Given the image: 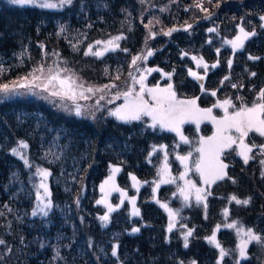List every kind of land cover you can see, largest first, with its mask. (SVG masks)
<instances>
[{
    "label": "trees",
    "instance_id": "trees-1",
    "mask_svg": "<svg viewBox=\"0 0 264 264\" xmlns=\"http://www.w3.org/2000/svg\"><path fill=\"white\" fill-rule=\"evenodd\" d=\"M166 1L168 0H143V2L141 0H108L110 12H107L104 18L110 20L112 16L122 15V11H125L130 3L133 4L135 19L139 20L141 12L148 6ZM180 1L191 2V0ZM218 1L215 0L217 6L209 10L211 15L207 19H205L207 14L198 12L196 8L185 12L181 9V2L177 4L178 10L172 14L176 19L171 20V23L183 24V26L191 24L192 27L185 30L181 26L171 36H159L149 42V50L153 51V55L145 61L148 66L162 71L149 73L146 76L148 83H154L157 78H160L159 75L172 73L171 78L165 75L163 78L171 81L173 89L194 94L202 107L214 105L220 99L233 96V93H244L243 97L258 96L260 90L264 89V36L257 33L249 37L244 47L235 51L231 45L225 43L232 35L236 37L239 34L238 25L241 26L245 21L244 18L256 13H264V0H231L223 3L221 0ZM79 2L80 0H73L71 5H65L62 8H39L12 5L8 0H0V51L13 50L26 40H31L33 58L50 59L54 63H60L63 68L71 69L88 79L100 82L102 78L98 72L99 66L85 63L81 65L71 60L72 54L66 44L52 31L54 14L62 10L75 9L79 6ZM169 3L173 4V0ZM150 14L149 12V16ZM70 18L73 20L74 15ZM146 18L147 15H143L140 22H144ZM210 28L216 31L209 32ZM261 29V32L264 31V28ZM145 44L144 32L139 30L135 34L133 51L142 49L146 46ZM217 49L220 50L219 53ZM193 56L203 57V61L209 65L207 75L202 66L197 67V62L192 59ZM250 57L259 59H250ZM229 60L232 61L231 67L228 65ZM32 61L34 62V59ZM217 61H219L217 67L212 68L211 65ZM189 69L197 74H204L205 91L201 90V81L189 75ZM240 73L242 75L239 79ZM252 73L256 75L253 76ZM225 76L228 77L227 80H224ZM212 79H214L213 83ZM229 82H233L236 87L227 86ZM212 91L216 92L215 96L211 95ZM12 106L26 110L39 109L50 122L80 130L89 140L91 148L95 150L104 139H111L119 133H129L133 137L136 148L140 150L136 157L131 156L136 163L135 168L138 167L135 177L141 183L136 192L139 199L135 200V206L140 214L133 215V208L124 201L119 208L109 214L113 218L105 224L99 217L106 211L94 202H84V206L81 204L72 217L68 218L73 224V232H76L80 239L81 247L62 249L61 256L54 260L51 248L47 247L44 251L38 249L39 239L44 231L42 225L44 218L29 215L27 217L31 221L30 226L13 220L9 228L0 220V239L5 241L4 244H0V264H120L118 261L128 262V264H181V262L191 264L192 261L196 264H218L219 249L205 239L213 233L217 225H221L217 231V241L228 252L220 264H236L237 260L240 264H262L264 244L255 241L249 243L246 249L247 258L242 259L239 256V242L246 237L243 233L237 235L235 229L224 227L225 224L235 221L238 227H243L245 231L251 228L255 234L264 238V176H261L264 165L260 163L263 160L260 155L252 156L254 158L245 164L234 146L232 149H227L225 153L231 152V154L224 155L222 158L229 165L226 171L232 179L225 178L211 186L212 195L208 196L205 209L203 203L196 202L194 194L190 197L188 204H185L177 191V186L184 184V180L181 181L179 176L185 171V165L183 168L181 161L177 159L180 154L177 153H182L181 156L192 153L188 160L190 171L186 178L194 181L197 186L201 185L194 167V162L199 155L195 149L199 147L200 137L194 123L183 126V134L188 137L189 143H184L175 134L172 136L171 132L165 131L163 139L159 137L149 146V124L145 121H120L108 113L95 115L94 119L91 115L77 117L74 111H66L63 114L49 102H41L35 98L4 101L0 104V112ZM204 125L206 128L202 131L203 134L210 127L209 123L204 122L200 124L199 129H204ZM143 128L145 129L141 133ZM153 129L157 130L160 127L157 125ZM18 143L19 140L12 143L14 147H10L15 148ZM155 144H157L156 150L153 155H150L149 149H153ZM161 146L165 147L161 148ZM155 155L157 156L154 162L156 163L154 171L156 181L160 179L157 173L162 168L163 162H167L169 171L173 177H176V181L161 184L158 193L154 195L155 201H151L149 187L154 181L149 179V160L155 158ZM230 155L234 157L232 160ZM97 157L99 156L96 153ZM8 158L18 161L19 167L25 173L24 176L27 174L23 160L12 152ZM101 160L105 158L101 157ZM6 161L0 163L2 180L7 179ZM99 164L93 169L94 171L90 170V173L94 172L91 180L94 184H98L106 174H102L103 163ZM174 192L177 193L175 196H173ZM232 195L241 200L251 198L250 203L242 205L236 204L235 201L230 202ZM5 198L6 195L0 192V201ZM157 200L168 203L173 209H180L176 218L177 227H174L171 232L167 230L165 224L168 213L156 202ZM225 208L228 209L227 217L224 215ZM61 222V219L52 217L49 225L53 228ZM182 225L185 227H181ZM112 227L120 230V236L116 239H112L107 232ZM133 228H139V231L134 233ZM3 229H6V233ZM187 229H194V232L189 237L188 247L185 248L183 232ZM10 230L11 232H8ZM99 244L111 245L109 251L104 255L101 254L98 250ZM114 246L117 250L116 256L112 255L111 248ZM126 254L129 255L128 258H123ZM105 255L107 256L104 257Z\"/></svg>",
    "mask_w": 264,
    "mask_h": 264
},
{
    "label": "rangeland",
    "instance_id": "rangeland-1",
    "mask_svg": "<svg viewBox=\"0 0 264 264\" xmlns=\"http://www.w3.org/2000/svg\"><path fill=\"white\" fill-rule=\"evenodd\" d=\"M170 1L171 0H168L164 3L158 2L157 4L153 3L148 6L145 11L140 14L141 18L143 15H147L144 22H140L141 18L139 20L135 19L136 15L132 8L133 4L130 3L128 8L125 11H122V15L117 17L112 16L110 20L105 19V14L110 12L108 0H80L78 4L79 6L75 9L73 8L72 10L65 11L62 10L60 13L54 14L52 31L56 34L57 38H61L62 42L66 44V47L72 54L70 59L77 61L78 64L81 65L85 63L95 66V64H97L99 66L98 72L101 75L102 80L97 82L96 80L88 79L82 76L76 71L71 69L69 70L79 77L86 86L92 85L95 87H101L103 85H116V87L106 89L104 92H97L87 101L79 100L78 103L87 106L84 109L85 112L94 111L95 115L104 113L109 114L111 110H114L116 107L125 103V99L122 95L119 99H114V97L118 93L128 91L129 87L133 86L129 73L131 72L132 75L136 76L138 79L145 69L152 68L148 66L145 60H140L136 66H133V56L146 54L147 51H149V42L159 36H165L163 32L172 28L180 29L181 26H183V24L180 25L171 23V20L176 19L172 16V14H175L176 10H178L177 4L181 2V9L185 12L191 11L192 8H196L198 12L207 14L206 12L201 11L200 8L194 6L196 0H191V2L173 0V4L169 3ZM230 1L231 0H221V3ZM52 2L58 3V0H52ZM174 6H176V8ZM216 6L215 0H202V7L207 9L208 13H210V9H213ZM57 8L62 7L58 6ZM149 12L151 13L150 16ZM71 15H74L73 20L70 18ZM250 16L248 18H244L245 21L242 22L241 26H243L248 32H255V34L259 33L264 36V31L261 32V28H264V20L260 19L261 16H264V13H256ZM150 21L152 22L150 25L151 33H156L154 36L151 35L149 27H145V25H149ZM61 28H63V31H61ZM139 30L144 32L146 46L134 52L135 34L139 32ZM118 35H123L125 37V39L120 40L119 45L120 49H128L127 52L117 49L116 51L105 53L102 57L84 55L90 44L93 45V51H95L97 47H103V45L97 46L95 44L97 40L107 41L111 37ZM234 38L235 36L232 35L228 38V40H232ZM156 43L158 42L156 41ZM73 45H75V47H73ZM21 53L25 54L21 55ZM33 56L34 52L31 40H26L13 50L7 52L0 51V66L5 69V71L0 74V84L10 83L11 81L17 80L19 77L26 76L34 68L41 64L45 68V74H47L49 66L55 67L56 64H59L61 67L60 63H54L50 59H35ZM33 59L34 62L32 61ZM137 68L139 70H137ZM148 74H146V76ZM117 75L119 76V79H116ZM198 75L204 76V74L201 73ZM241 75L242 73H240L239 79ZM159 76L160 78H157L154 83H148L146 78V85L148 87H155L159 85L163 88L167 87V85L171 83L170 80L168 81V79L163 78L165 77L164 75ZM160 81L162 82L160 83ZM213 81L214 79H212V83ZM232 84L233 82H229L226 85L230 87ZM135 90L136 92L139 91L138 84L135 85ZM173 90L176 92L178 99L196 98L192 93L177 91L175 89ZM36 91L39 92L40 90L37 89ZM101 95L104 96V99L100 100L99 108L96 110V101ZM244 95V93H233V96L228 98L225 97L219 101L231 99L236 108H239L241 106V100L238 99V97L242 98L243 102L249 107L252 105L253 101L257 99L256 95L243 97ZM45 96H48V93L45 92L42 95H34L32 93L11 95L3 100H0V104L4 101H13L18 98H35L41 102H49L57 109L58 112H62L63 114L67 110L60 106L62 103L68 104L69 107H74L71 101H61L59 97H49L48 99H45ZM145 98H148L147 94H145ZM109 100L112 102L109 103ZM197 104L199 105L198 101ZM212 106L213 105H210L209 107ZM199 107L209 108L202 107L200 105ZM234 110L235 109L233 108H229L230 112ZM223 114V109L217 108L216 110V108H213L214 116L219 118L223 116ZM140 121H145L146 124H149V146L151 143L156 141L157 138L161 137L159 139H163L164 137L162 136L165 131L171 132L161 128L157 130L153 129L150 117L144 116L140 119ZM204 122L209 123L210 127L206 130V133L203 134L202 131H205L206 128L204 125V129L198 130V135H200V137L213 135L216 130L215 125L210 120L202 121L201 125ZM144 129L145 128L141 130V133ZM171 133L172 136L175 134L179 137L175 132ZM233 135H236V133L233 132ZM172 136H170V138ZM132 139L133 137L129 133H119L111 137V139H104L103 143L97 146V150H95V148H91L89 140L85 135H82L80 130L72 127L69 128L63 124H54L50 122L47 116L39 109L26 110L13 106L3 109V111L0 112V163H4V161L7 160L5 162L7 165V179L2 180L0 178V192H3L6 195V198L3 201H0V213H3L0 215V220L7 228L12 225L13 220H16L15 222H19L20 224L31 225V221L27 216L32 215V211L37 205L36 194L37 187L40 182V177L35 175L36 169L38 167L48 169L51 175L48 177L47 183L49 185L51 193L50 199L52 200L53 207L49 211V215L47 217L40 214L36 215L38 218H44L42 220L44 231L39 239L38 249L39 251H44L47 247L51 248L54 260L55 258H59L61 256L62 249H69L72 247L80 248V239L78 238L76 232H73V224L68 219L72 217L74 211L77 210L81 204L84 206V202H94L97 204L96 201L105 197V193H107L106 199L108 203L112 204L114 207L116 205H119L120 207L122 204L121 192L111 191V185L105 186V192L101 191L100 186L111 174L112 166H117L121 169L115 175V184L119 189L126 193L123 197V202H127L129 207L133 208L131 198L135 197V200L136 198L139 199L136 194L138 188L133 186L131 176L136 175V169L138 168H135L136 163L132 160V158L136 157L140 153V150L139 148H136ZM14 140L25 141L28 144V148L24 149V151L31 167L24 165V168H27V174L25 176V173L19 167V162L8 158L9 155L11 156V150L13 149L12 147H14L12 143L15 142ZM245 143L250 146L252 144L264 145V138L258 133L252 132L245 138ZM156 146L157 144H155V147ZM233 146L236 148V152L238 153L239 149L237 146ZM96 153L99 156L97 158ZM153 153V149L150 148L149 154L153 155ZM177 154H180L181 156L182 153ZM228 154H231V152L225 153V156ZM250 155H260L264 160V154H261L258 148H253ZM131 156L133 157L131 158ZM101 157H104L105 160H101ZM156 158L157 156L155 155V158L151 161L149 160V179L154 182L157 180L154 173L156 168V163L154 162ZM232 158L234 157L230 155V160H232ZM99 163H103L102 174H106L102 177V180L98 184H94L91 182L94 172L90 173V170L94 171L93 169L97 168V166L100 165ZM224 163L226 162L224 161ZM164 164L165 162H163L162 167ZM182 166L184 168L183 163ZM197 176L201 182V185L197 187L205 188L207 185L203 184V181L198 173ZM158 178L160 177L158 176ZM154 187L155 183L149 187V189H151V193H149V200L151 201H155L154 195L158 193L160 188L159 186L154 194ZM42 191L43 190H41V193ZM138 194L140 195V192ZM77 200L79 201L78 203ZM97 205L107 212L105 204ZM52 217L61 219L62 222L51 228L52 226L49 225V222ZM112 218L113 216H110L109 221ZM168 223L169 217L167 215L165 223L167 229ZM175 224V227H177V221H175ZM3 230L4 233H6V229ZM8 232H11V230ZM107 232L110 233V237L112 239H116L120 236V230L118 228L112 227ZM216 235H218L217 232ZM110 246L111 245L109 244H99L98 250L104 255L109 251ZM111 250H113V248H111ZM57 253H59V255H57ZM106 256L107 255L104 257ZM128 256L129 255L126 254L123 258H128ZM218 258L220 259L219 256ZM118 263L128 264V262L123 261H118ZM262 264H264V259Z\"/></svg>",
    "mask_w": 264,
    "mask_h": 264
},
{
    "label": "snow or ice",
    "instance_id": "snow-or-ice-1",
    "mask_svg": "<svg viewBox=\"0 0 264 264\" xmlns=\"http://www.w3.org/2000/svg\"><path fill=\"white\" fill-rule=\"evenodd\" d=\"M8 2L12 5L19 6H34L39 8H57L63 7L65 5H71L73 0H58V3L52 2V0H8ZM143 2V0H141ZM197 8H200L201 11L207 13L205 19L211 15L208 13V10L202 7V0H196L194 5ZM163 10V9H162ZM261 20H264V16L260 17ZM159 22V21H157ZM145 25V27H149V31L151 33L150 25ZM185 30L190 29L192 27L191 24H186L183 26ZM239 34L232 40H226L225 43L231 45L233 51L237 49H242L244 47L245 41L255 35V32H248L245 30L243 26H239ZM178 29L172 28L166 32H163L164 35L171 36L172 32L177 31ZM63 31V28H61ZM209 32L216 31L214 28L208 29ZM152 36L156 35V33H151ZM125 39L123 35H118L111 37L107 41L97 40L95 44L97 46L103 45L102 48L97 47L95 51H93V45H89L87 51H85L84 55H92L95 57H102L105 53L110 51H116L120 49L119 41ZM43 47V45H41ZM75 47V45H73ZM121 51L127 52L128 49H120ZM219 53V49L216 50ZM25 53H21L24 55ZM54 55H59L58 53H54ZM153 55V51L149 50L146 54L133 56L132 65L136 66L138 61L146 60L149 56ZM187 55V53H184ZM193 60L197 62V67H203L205 75H207V71L209 65L203 61V57H192ZM250 59H259L258 57H250ZM217 63L211 65L212 68L217 67ZM232 61H228L229 67H231ZM137 70H139L137 68ZM5 69L0 66V74H2ZM153 71H162L160 69L150 68L145 69L144 72L137 79L136 76L129 73V76L132 79L133 86L129 87L128 91L118 93L114 99H119L122 95L125 99V103L116 107L114 110L109 112L110 116H114L117 120L120 121H134L140 120L142 117L147 116L151 118L152 127L155 128L157 125L161 129H166L171 132H175L181 141L184 143H189L188 137L183 134L182 126L186 123H194L196 125L197 130H199L200 124L204 120H210L215 125V132L213 135L204 137H199V147L195 149V151L199 154L198 158L194 162L195 171L199 174L201 180L204 185H207V188L197 187L196 183L192 180L185 179L190 171L188 167V160L191 157L192 153L189 152L184 156H177V159L181 161L185 165V171L180 173L179 179L184 180V184L182 186H177V191L179 195L183 198L185 204H188L191 196H195V200L198 204L203 203L205 209L207 208V198L212 195L211 186L215 184L217 181H222L225 178L232 179L228 176L226 169L229 167L228 164L224 163L222 157L225 155V151L227 149H232L233 145H236L239 149L238 155L243 158V162L247 164L250 159L254 157L249 154L252 153L253 148H258L261 154H264V145H255L251 146L245 143V138L249 136V133L255 132L258 133L261 137H264V89H261L258 93L257 99L253 101L252 105L247 106L242 98L241 106L236 108L231 99H225L223 101H218L212 107L209 108H200L197 104V99H178L176 92L173 90V85L169 83L167 87L161 88L159 85L155 87H148L145 83L146 74L151 73ZM165 76L171 78L172 73H164ZM189 75L194 77L195 79L201 81V90L205 91L203 80L204 76L198 75L196 72L189 69ZM252 75H256L252 73ZM116 79H119L117 75ZM228 77L225 76L224 80H227ZM223 83V81H222ZM139 85V91L136 92L135 85ZM116 87L115 84L111 85H103L101 87H95L92 85H85L79 77H77L74 73H72L67 68H61L59 64H56L55 67L49 66L47 69V74H45V68L41 64L34 68L30 73L26 76L19 77L15 81H11L10 83H2L0 84V100H3L11 95H23L27 93H32L34 95H42L43 93H48V96H45V99L49 97L55 98L59 97L61 101H71L74 107H69L68 104L62 103L60 106L69 112H73L77 117L91 115L92 118H95L94 111L85 112L84 109L87 107L86 105H81L78 103L79 100H89L91 96L95 95L97 92H104L106 89ZM232 87H236L235 84ZM39 89L40 91H36ZM23 90V91H22ZM145 94H147L148 98H145ZM211 95L215 96L216 92L212 91ZM104 96L101 95L99 99L96 101V110L99 108L100 100H103ZM112 101L109 100V103ZM213 108H221L223 109V116L216 117L213 115ZM229 108L235 109L234 111H229ZM233 132L236 135H233ZM165 146H161L163 148ZM28 148V144L25 141H19L18 146L13 148L11 151L14 155L18 156L21 160H23L26 166L31 167L29 164V160L27 155L24 153V149ZM155 146L153 147V151H155ZM167 157V154H166ZM260 163L264 165V160H261ZM121 169L117 166L111 167V174L108 178L101 184V191L105 192V186L111 185V191H120L121 192V203H123V197L126 193L119 189L115 184V175ZM158 176L160 179L155 183V187L153 188V193L157 191L161 184H170L175 183L176 177H173L169 171L167 162H165L164 166L158 171ZM35 175L40 177V182L37 187L36 200L37 205L32 211V215L36 216L40 214L44 217L49 215V211L53 207L52 200L50 199L51 193L49 190V185L47 183L48 177L51 175L48 169L45 168H37ZM261 176H264V172H261ZM134 187H139L140 181L137 180L135 176H131ZM147 183V182H145ZM233 183L235 181L233 180ZM41 190L42 193H41ZM177 193H173L175 196ZM107 193H105V197L100 200H97V204H105L107 207V212L104 215L100 216L99 219L105 224L109 221V214L116 210L119 205L115 207L108 203L106 199ZM251 198L247 199H239L237 196L232 195L230 197V202L235 201L236 204L248 205L250 203ZM79 201L77 200V203ZM160 204L162 208H164L169 217L168 223V231L171 232L173 228L176 226L175 221L177 216L180 213V209H173L169 207L168 203H161L159 200L156 201ZM131 203L133 205V215H139V209L135 206V197L131 198ZM3 213H0L2 215ZM225 217L228 216V209H224ZM185 227V226H181ZM221 225H217L216 229L213 233L206 237L210 244H213L217 249H219V257L220 261L228 255V252L221 246V244L217 241L216 232L220 229ZM224 227L235 229L237 235L243 233V236L246 239H241L239 245V256L242 259L247 258L246 249L249 243L255 241L257 243L264 244V238L255 234L251 228L246 231L243 227H238L237 222L233 221L232 223L225 224ZM139 228H133L132 232H138ZM194 229H187V231L183 232V241L184 247L187 248L189 245V237L193 235ZM5 241L0 239V244H4ZM59 255V253H57ZM112 255H117L116 246L113 247ZM218 261V264H220ZM183 264V262H181ZM191 264H196L195 261H192ZM236 264H240V261L237 260Z\"/></svg>",
    "mask_w": 264,
    "mask_h": 264
}]
</instances>
